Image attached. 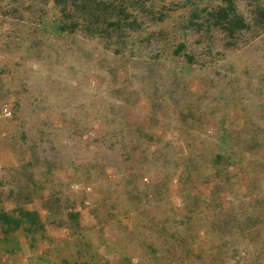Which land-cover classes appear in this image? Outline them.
<instances>
[{"label": "rangeland", "instance_id": "1", "mask_svg": "<svg viewBox=\"0 0 264 264\" xmlns=\"http://www.w3.org/2000/svg\"><path fill=\"white\" fill-rule=\"evenodd\" d=\"M0 264H264V0H0Z\"/></svg>", "mask_w": 264, "mask_h": 264}, {"label": "crops", "instance_id": "2", "mask_svg": "<svg viewBox=\"0 0 264 264\" xmlns=\"http://www.w3.org/2000/svg\"><path fill=\"white\" fill-rule=\"evenodd\" d=\"M123 246L124 249L122 251L117 250L119 249V246L115 245L112 250L113 256L109 254L111 258L108 257V259L110 258L111 261L120 262H154L156 260L165 261V255H168L170 251V245L166 244V242H164L160 247L159 245L153 246L145 240L138 242L137 245L133 244L132 247L127 248V245Z\"/></svg>", "mask_w": 264, "mask_h": 264}, {"label": "built area", "instance_id": "3", "mask_svg": "<svg viewBox=\"0 0 264 264\" xmlns=\"http://www.w3.org/2000/svg\"><path fill=\"white\" fill-rule=\"evenodd\" d=\"M3 112H4V114H7V108H5L4 110H3Z\"/></svg>", "mask_w": 264, "mask_h": 264}]
</instances>
